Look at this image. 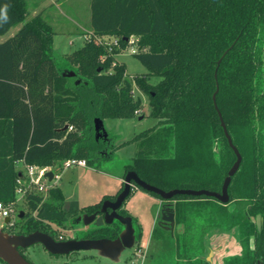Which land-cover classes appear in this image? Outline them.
I'll return each mask as SVG.
<instances>
[{
    "label": "trees",
    "instance_id": "16d2710c",
    "mask_svg": "<svg viewBox=\"0 0 264 264\" xmlns=\"http://www.w3.org/2000/svg\"><path fill=\"white\" fill-rule=\"evenodd\" d=\"M5 6L9 19L0 22V36L28 15L27 0H0V9ZM90 9L92 34L63 57L55 53V29L42 13L0 42V202L16 198L20 161L55 171L71 158L88 165L111 159L118 146L109 134L96 137L94 120L138 115L143 102L134 94L136 84L149 93L157 123L130 140L140 149L125 173L133 170L165 190H220L236 155L215 107L218 88L217 106L242 155L230 196L264 214V0H90ZM132 36L139 38L133 54L146 75L128 76L115 58ZM103 37H115L116 48ZM152 75L162 79L151 84ZM28 204L9 232L56 237L62 233L53 224L65 225L101 202L73 200L65 208L55 185L45 196L31 195ZM116 224L86 237H114L123 228ZM135 229L140 239L142 230ZM179 264L196 263L186 258Z\"/></svg>",
    "mask_w": 264,
    "mask_h": 264
},
{
    "label": "rangeland",
    "instance_id": "374dc122",
    "mask_svg": "<svg viewBox=\"0 0 264 264\" xmlns=\"http://www.w3.org/2000/svg\"><path fill=\"white\" fill-rule=\"evenodd\" d=\"M38 3H41V0H27L28 15L25 21L16 24L6 34L1 35L0 42L15 35L24 22L34 16V6ZM44 13V17L50 23L54 22L53 24H55L54 26L51 23L55 29L54 49L58 57L72 53L84 44L80 38L74 45H69V39L70 35L81 37L80 26H85L86 22L91 19L90 0H70V2L62 0L58 8L47 6ZM138 42L139 38L135 44L128 43L124 48L117 47L115 53L116 60L125 64L128 76L148 73L147 67L133 54V49L138 48ZM113 48H116V45ZM161 79L162 77L158 75L148 76V82L151 84H156ZM134 94L140 97L143 102V107L138 115L134 118H105L103 120L105 130L114 139L115 146H118L111 159L87 166L67 165L63 162L61 167L56 168L55 173L60 175V178L55 181V185L63 192L65 208H68L73 200H77L81 205L97 203L105 194L115 193L121 187L125 165L132 161L140 149L137 142H130V140L157 123V119L151 115L152 106L149 93L134 84ZM126 141L129 142L121 145ZM18 168L23 170V164L19 163ZM161 201L162 199L155 194L133 185L126 207L134 218L136 228H141L142 236L139 242L136 241L134 247L122 251L119 261L103 257L95 250L54 256L39 243L24 249L23 254L33 264H179L186 258L199 264L198 262L203 259L201 256L206 255L207 248L204 242L199 240L204 232L203 223L208 216L218 218L223 216L218 205L212 202H201L200 204L181 202L178 204L177 217L184 224H180V227L177 226L175 237L170 240L166 239L168 233L165 234L161 229L158 231L160 239L154 236L156 217ZM20 209L26 210L27 208L22 205ZM14 219L19 223L22 218L16 216ZM228 219L232 220V215H229ZM3 221L0 220V225L3 224ZM53 227L69 237H74L89 229L82 224L75 223L74 218L66 222L65 225L59 227L57 224H53ZM180 229H183L184 232H181ZM5 230L9 231V228H5ZM217 257V255L213 258L210 257V260L216 262Z\"/></svg>",
    "mask_w": 264,
    "mask_h": 264
},
{
    "label": "water",
    "instance_id": "95a60500",
    "mask_svg": "<svg viewBox=\"0 0 264 264\" xmlns=\"http://www.w3.org/2000/svg\"><path fill=\"white\" fill-rule=\"evenodd\" d=\"M221 59L218 63H220ZM70 75H75V72H70ZM218 92V88L216 93ZM216 93L214 94V103L218 111L221 125L223 127L226 138L230 147L233 149L237 159L230 168L228 175L226 176L222 191H213L209 189H190V188H174L171 190H165L160 187H157L153 184L148 183L139 177V175L131 170L127 172L124 178V189L118 195L115 202L105 201L101 211L105 213L104 215H99L96 218V214L79 216L78 220L83 219L85 224H90L95 219V225L101 227L104 223H112L114 219L118 220L121 224L124 225L123 231L115 239L110 238H97V239H75L70 238L66 240H57L55 237L49 233L42 231H35L28 234L21 233H11L5 228L0 226V259H2L7 264H33L30 260L21 253L20 249H26L35 244H41L49 253L53 255H66L73 251L79 250H95L103 257L109 258L113 261H119L120 255L123 250L126 248H132L136 242L135 228L133 226L131 216H123L117 212L119 206L131 193L133 185H137L142 189L157 194L165 200H170L176 195H188V196H208L214 197L222 202H227L229 200L228 187L231 183L232 177L235 175L239 169L242 162V155L239 149L233 143V138L230 135L226 123L224 122L223 116L217 106L216 102ZM68 126H65V129ZM94 128L96 137H105L107 138L108 133L104 127L103 119L97 117L94 120ZM53 171H48L46 176L51 180L53 178ZM22 175V173H20ZM108 207L112 209L111 212H108ZM25 212L22 210L19 214L20 218H23ZM174 212H169L168 216H163L164 221L171 222V225H174ZM10 218L7 217L5 222L8 223Z\"/></svg>",
    "mask_w": 264,
    "mask_h": 264
},
{
    "label": "flooded vegetation",
    "instance_id": "af4514ba",
    "mask_svg": "<svg viewBox=\"0 0 264 264\" xmlns=\"http://www.w3.org/2000/svg\"><path fill=\"white\" fill-rule=\"evenodd\" d=\"M126 174L127 172L125 173V175ZM124 178L125 176L122 178L123 182H122L121 187L115 193H107L103 196V198L99 201L101 202V204L98 208L90 209L88 211H83L78 216H76L75 223L82 224L84 227L89 228V229L84 230L83 232L79 234H76V236L74 237H69L62 233V234L57 235L55 239L66 240L70 238H75V239H86V238L115 239L117 238L124 229V225L121 224L118 220L114 219L112 223L110 224L104 223L103 226L98 227L95 225V219L90 224H85L83 219L78 220V217L83 216L84 214H87L89 216L96 214V218L99 215H104L105 213L101 211L104 202L105 201H110V202L116 201L118 195L124 189V185H125ZM222 187H223V184L220 190H213V191L221 192ZM229 187H228V193H229ZM130 195L131 193L117 209V212L125 217L126 216L132 217L131 213L126 207V202L128 198L130 197ZM155 195L161 198L159 195L157 194ZM105 196H108V197L105 198ZM206 197L212 200H202L201 202H212L214 204H217L219 211L221 212L223 216L219 218L216 216H208L205 219V222L203 223V231H204L203 236L202 238H199V240L200 241L202 240L204 242V245L207 248L205 250L206 255L204 257L201 256V258L208 261L209 264H216V263L217 264H264V214L263 212L258 211L253 203L248 202L247 199L241 196L231 198L230 193H229V200L227 202H222L214 197H208V196ZM161 199H162V204L160 206V210L156 217V224H155L154 230L158 229L159 231V229H161L163 232H165V234L168 233L167 234L168 238L166 239L171 240L172 238L175 237V230L177 226H179L180 224L181 225L184 224L177 217L178 210H179L177 205L180 204L181 202L188 203V204H200L201 202L196 203V202H193V200H177V199H174V197L170 200H165L163 198ZM111 211L112 209L108 207V212H111ZM123 212H127L129 214L125 215L123 214ZM169 212L175 213L174 225H171V222L169 221L163 220V216L167 217ZM229 215H232L233 217L232 220L228 219ZM117 222L120 223L123 226V228L114 237H96V238L86 237L88 233L93 232L99 228L109 227L110 229H115L117 226L116 224ZM132 222L135 228L133 217H132ZM215 230L218 231V235L214 239H211L209 237V234ZM180 231L184 232L183 229H180ZM135 235H136V241L138 240L139 242L140 239L137 238L136 229H135ZM155 238L160 239L159 232H158V235L155 236ZM79 251H85V250H79ZM79 251H73V252H79ZM216 255L218 256L217 257L218 259L215 260L216 262L211 261L210 257L213 258Z\"/></svg>",
    "mask_w": 264,
    "mask_h": 264
},
{
    "label": "built area",
    "instance_id": "2783aa9c",
    "mask_svg": "<svg viewBox=\"0 0 264 264\" xmlns=\"http://www.w3.org/2000/svg\"><path fill=\"white\" fill-rule=\"evenodd\" d=\"M138 38L132 36L129 38V43L135 44ZM115 45L118 44L117 40L114 41ZM137 49H133L135 52ZM72 129V127H70ZM67 165H80L87 166L85 159L71 158L64 161ZM24 166V169H20L22 175L17 179L16 198L8 203L0 202V220H4L0 226L7 228L16 223L14 217L19 216L23 210L25 213L29 211V197L33 194H39L45 196L50 188L55 186V181L60 178V175L56 174L52 166H39L30 165L25 161H20ZM53 171V178L50 180L46 173ZM22 205L26 206L25 209H20ZM9 217L10 221L5 222V219Z\"/></svg>",
    "mask_w": 264,
    "mask_h": 264
},
{
    "label": "crops",
    "instance_id": "0c3cea01",
    "mask_svg": "<svg viewBox=\"0 0 264 264\" xmlns=\"http://www.w3.org/2000/svg\"><path fill=\"white\" fill-rule=\"evenodd\" d=\"M61 1L62 0H41V3H38V4H36L34 6V11H35L34 12V16L36 14H38V13H42V15L45 16L44 9H46L47 6H54L55 8H58L59 5L61 4ZM67 1L70 2V0H67ZM51 23L53 24L54 22H51ZM53 25L55 26V24H53ZM80 27H81V31H80L79 34H81V37H76L75 35H73V36L70 35L69 45H74V43L76 41H79L80 38H82L81 39L82 42H85L86 37L88 35L92 34V30H91V27H90V20L88 22H86L85 26H80ZM71 31H69V32L72 33ZM115 40H116L115 37H103V38L100 39L101 42H104V43L108 44L111 50H113V47L115 45V43H114ZM69 54H71V53H69ZM122 182H123V180H122ZM161 204H162V201L160 202L159 206H161ZM217 235H218V231L215 230V231H213L212 233L209 234V237L211 239H214L215 237H217ZM0 264H3V262L0 261Z\"/></svg>",
    "mask_w": 264,
    "mask_h": 264
},
{
    "label": "clouds",
    "instance_id": "9594fccd",
    "mask_svg": "<svg viewBox=\"0 0 264 264\" xmlns=\"http://www.w3.org/2000/svg\"><path fill=\"white\" fill-rule=\"evenodd\" d=\"M8 19L7 6H5L3 9H0V22H7Z\"/></svg>",
    "mask_w": 264,
    "mask_h": 264
}]
</instances>
